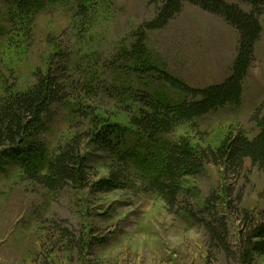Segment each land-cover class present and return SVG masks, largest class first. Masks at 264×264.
I'll list each match as a JSON object with an SVG mask.
<instances>
[{"label": "rangeland", "instance_id": "1", "mask_svg": "<svg viewBox=\"0 0 264 264\" xmlns=\"http://www.w3.org/2000/svg\"><path fill=\"white\" fill-rule=\"evenodd\" d=\"M41 1L26 12L13 0H0V100L9 89L32 87L37 71H46L51 56L61 53L71 77L68 98L45 113L39 138L46 158L52 159L72 136L91 134L80 150L92 175L85 188L69 182L50 189L31 180L17 159L6 157L0 166V264H242L237 253L243 215L264 209V169L246 160L242 175L225 179L222 167L202 164L183 176L171 209L145 190L155 172L151 167H158L155 154L146 165L132 158V164L119 162L92 137L93 119L100 125H129L141 107L138 92L164 102L183 100L179 90L160 78L161 71L193 88L223 83L237 57V29L186 3L165 27L147 33L148 56L136 62L124 53L135 43L133 34L156 17L153 0ZM226 1L250 11L240 0ZM259 19L263 31L241 104L181 124L166 141L185 139L197 149L218 148L240 130L250 137L257 134L253 116L264 101V14ZM121 140L124 154L144 151L135 136ZM117 164L125 172L124 187L93 190ZM208 199L211 212L204 209ZM214 213L225 221L230 254L210 245L204 221Z\"/></svg>", "mask_w": 264, "mask_h": 264}, {"label": "trees", "instance_id": "2", "mask_svg": "<svg viewBox=\"0 0 264 264\" xmlns=\"http://www.w3.org/2000/svg\"><path fill=\"white\" fill-rule=\"evenodd\" d=\"M23 11L29 12L31 6H37L41 0H13ZM157 5V15L151 21L141 26L134 35L135 43L130 51L124 54L136 62H142L148 56L146 47L147 33L165 27L184 8L186 3L199 6L212 14L223 17L239 32V48L232 71L221 84L203 88H193L188 84L161 71L160 78L179 90L184 99L164 102L150 94L137 93L141 107L131 114L129 125L110 123L100 125L93 119L92 137L110 149L119 162L130 158L147 163L151 154L156 155L158 167L148 180V193L159 195L172 209L179 200L182 191V178L205 163H213L223 168L225 179L230 175H242L246 160L251 165L264 169V101L256 110L253 120L258 132L250 137L244 131L230 134L218 148H194L185 139L181 141H166L165 136L186 122L200 118L226 105H240L244 94V82L249 75L255 59V46L261 37L263 28L259 17L264 14V0H240L250 6L246 11L235 3L226 0H153ZM84 10L85 6L80 5ZM57 52L50 58L46 71L39 69L35 84L25 91L8 90L0 100V166L6 157L17 159L31 180L50 188L59 189L72 183L75 187L88 186L92 167L88 158L81 152V141L87 134L72 136L52 158H46V148L39 138V130L43 126L45 113L51 106L68 98V88L71 86L67 61ZM56 57H59L56 59ZM144 70V69H143ZM95 118V117H93ZM127 135L135 136L137 143H142L144 151H124L122 140ZM129 158V160H128ZM128 166L126 163H124ZM120 165V166H119ZM134 165V164H133ZM143 166V165H141ZM123 166L117 164L111 167L109 177L100 179L93 184V190L110 192L123 188L126 178ZM233 191L232 187L228 189ZM208 199L205 211L211 212ZM214 212V211H213ZM205 220L210 245H217L221 251L230 254L227 241V227L223 218L215 213ZM244 230L242 245L237 256L242 264H256L264 259V209L245 211L243 215Z\"/></svg>", "mask_w": 264, "mask_h": 264}]
</instances>
